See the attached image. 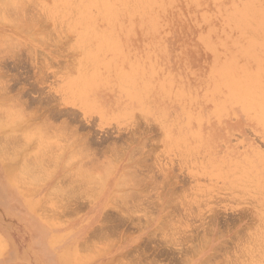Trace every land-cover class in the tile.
<instances>
[{"label": "rangeland", "instance_id": "rangeland-1", "mask_svg": "<svg viewBox=\"0 0 264 264\" xmlns=\"http://www.w3.org/2000/svg\"><path fill=\"white\" fill-rule=\"evenodd\" d=\"M135 1L0 0V264H264V0Z\"/></svg>", "mask_w": 264, "mask_h": 264}, {"label": "bare ground", "instance_id": "bare-ground-1", "mask_svg": "<svg viewBox=\"0 0 264 264\" xmlns=\"http://www.w3.org/2000/svg\"><path fill=\"white\" fill-rule=\"evenodd\" d=\"M132 1V0H131ZM134 1V0H133ZM142 3H144L145 4V2H146V0L143 2V0H140ZM140 2V3H141ZM150 2V1H149ZM148 2V3H149ZM251 0H250V4H251ZM131 3V2H130ZM135 3H137V0L135 1ZM147 3V2H146ZM259 3V2H258ZM126 4V3H125ZM132 5H134V3H131ZM150 4V3H149ZM260 4V3H259ZM136 5V6H135ZM134 5V8H138L139 6H137L138 4H135ZM147 5V4H146ZM253 5H255V4H253ZM252 5V7H254L255 8V6H253ZM148 6V5H147ZM146 6V7H147ZM261 6V5H260ZM144 8H145V6H143ZM143 7H141L140 6V8H141V10H142V8ZM252 7H249L248 6V11H251V10H249V8H252ZM134 8H131V9H134ZM263 8V7H262ZM128 9H129V7H128ZM131 9H129V10H131ZM229 9V8H228ZM253 9V8H252ZM141 10H139L141 13H142V11ZM254 10V9H253ZM145 11H146V9H145ZM256 11H257V9H256ZM255 11V12H256ZM131 12V11H130ZM262 12V11H261ZM261 12L259 11V13H257L256 15L257 16H259V14L261 15ZM264 12V11H263ZM145 13V12H144ZM146 13L148 14V12L146 11ZM150 13V12H149ZM244 14H246L247 15V13H244ZM249 14H251V13H249ZM253 15V14H252ZM249 16V15H248ZM256 16V17H257ZM142 17H144V15L142 16L141 15V19H142ZM152 17H154V16H152ZM155 18V17H154ZM153 18V19H154ZM115 20V19H114ZM155 20V19H154ZM255 22V21H254ZM150 24H152V23H150ZM148 25V24H147ZM20 27V26H19ZM98 27V26H97ZM262 28H263V26H261ZM29 28V27H28ZM253 28V27H252ZM255 29H256V27H254ZM253 28V29H254ZM258 29H259V27H258ZM100 30V29H99ZM250 30L251 29H249L248 31L250 32ZM259 30H261V29H259ZM252 31V30H251ZM257 31V30H256ZM260 33H262V32H260ZM264 36V35H263ZM262 37V36H261ZM263 38V40H264V37H262ZM259 39H261V38H259ZM105 42V41H104ZM106 44V43H105ZM107 49V48H106ZM14 50V49H13ZM34 50V49H33ZM123 51V50H122ZM9 56V55H8ZM11 57V56H10ZM26 57V56H25ZM4 59V58H3ZM235 59V58H234ZM17 60V59H16ZM225 60V59H224ZM151 62V61H150ZM230 62H231V60H230ZM262 63V62H261ZM90 64V63H89ZM89 64H88V66H89ZM112 64V63H111ZM226 65V64H225ZM224 65V66H225ZM262 65V64H261ZM112 66V65H111ZM227 66V65H226ZM135 67H136V65H135ZM85 68V67H84ZM226 68V67H225ZM86 69H87V67H86ZM89 69H91V68H89ZM98 69H99V67H98ZM133 69V68H132ZM97 70V69H96ZM134 70V69H133ZM5 71V70H4ZM86 71V70H85ZM92 71V70H91ZM87 72H89V71H87ZM93 72V71H92ZM128 72H130V71H128ZM127 71L126 72H124V73H126L125 74V77H126V75H127V73H128ZM135 72V71H134ZM138 72V71H137ZM94 73V72H93ZM98 73H99V70H98ZM97 73V74H98ZM136 73V72H135ZM244 73V72H243ZM255 73V72H254ZM90 74V73H89ZM100 74V73H99ZM99 74H98V76H99ZM103 74V73H102ZM238 74H239V72H238ZM93 75V74H92ZM101 75V74H100ZM129 75H131V74H129ZM129 75H127V77L129 76ZM229 75V74H228ZM234 75V74H233ZM132 76V75H131ZM45 77V76H44ZM43 77V78H44ZM95 77H96V75H95ZM95 77H90L89 79H86V81H88L87 82V84L85 85V87H84V90L82 91L83 93H82V95L80 96V97H75L76 96V94H75V96H74V98H73V100H69V99H67V98H69V97H67V98H65V97H63L62 96V98H60V100H62V102L61 101H59V102H61L60 104H62V103H64L65 105H72V106H75V108H78L79 109V111H82V114H83V118H85V120H87L88 122H90V118H91V114H90V111H93V110H97V113L99 112V113H101V109H103V111L105 110L103 107L104 106H107V103L106 104H104V105H99L98 104V100H100V98L99 97H101V95H100V89L98 90V88L100 87V84H98L97 83V81H98V79H97V77L95 78ZM123 77V76H122ZM230 77H234V76H232V75H230ZM39 78H41V77H39ZM42 78V79H43ZM46 78V77H45ZM235 78V77H234ZM27 79V78H26ZM37 79V78H36ZM120 79H121V77H120ZM260 79H261V77H260ZM40 80V79H39ZM46 80V79H45ZM125 81H126V79H124ZM135 80V79H134ZM147 80H149V79H147ZM232 80H234V79H232ZM236 80H237V78H236ZM129 81V80H128ZM128 81H126V85H127V82ZM144 81V80H143ZM231 81V80H230ZM132 82V81H131ZM44 83H45V81H44ZM120 83V82H119ZM147 83H148V81H147ZM232 83H236V81L234 82H232ZM125 84V83H124ZM239 84V83H238ZM237 84V85H238ZM259 84H262V83H259ZM1 85V84H0ZM131 85V84H130ZM237 85H235L234 84V87L235 86H237ZM240 85V84H239ZM63 86V85H62ZM79 86V85H78ZM5 87V86H4ZM103 87V86H102ZM132 87V86H131ZM9 88V87H8ZM54 88V87H53ZM60 90V89H59ZM113 90V89H112ZM5 91V90H4ZM9 91V90H8ZM23 91V90H22ZM42 91V90H41ZM54 91V90H53ZM61 91V90H60ZM24 92V91H23ZM29 92V91H28ZM56 92V91H55ZM59 92V91H58ZM69 92V91H68ZM8 93V92H7ZM20 93L22 94V92L20 91ZM38 93V92H37ZM43 93V92H42ZM70 93V92H69ZM79 93V92H78ZM171 93V92H170ZM92 94L96 97V98H92ZM69 95V94H68ZM25 96V95H24ZM70 96H71V93H70ZM20 97V96H19ZM72 97V96H71ZM109 97V96H108ZM39 99V98H38ZM16 100V99H15ZM23 100V99H22ZM25 100V99H24ZM57 100V99H56ZM120 100V99H119ZM20 102V101H19ZM24 102V101H23ZM22 102V103H23ZM53 102V101H52ZM19 104H21V103H19ZM18 104V105H19ZM46 104V103H45ZM116 104V103H115ZM11 105V104H10ZM17 105V106H18ZM53 105V104H52ZM117 105V104H116ZM20 107H21V105H19ZM103 106V107H102ZM110 106V105H109ZM70 107V106H69ZM108 107V106H107ZM34 108V107H33ZM106 108V107H105ZM17 109V108H16ZM31 109V108H30ZM100 109V110H99ZM9 110V109H8ZM12 110V109H11ZM99 110V111H98ZM7 111V110H6ZM12 111H14V106H13V110ZM16 111V110H15ZM31 111V110H30ZM71 111V110H70ZM9 112H10V110H9ZM16 112H18L19 114H20V116H22L21 115V112H20V108H18V111H16ZM15 112V113H16ZM23 112V111H22ZM72 112H73V110H72ZM77 112V111H76ZM94 112V111H93ZM105 112V111H104ZM4 113H7V112H4ZM24 113V112H23ZM22 113V114H23ZM29 113V112H28ZM61 112L60 111H57V110H53V114H51L52 115V117L55 115L56 117H58V115L60 114ZM78 113V112H77ZM92 113V112H91ZM9 115H7V116H10V113H8ZM18 114V115H19ZM73 114V113H72ZM96 114V113H95ZM102 114V113H101ZM11 115H13V114H11ZM81 115V114H80ZM105 115V114H104ZM31 116V115H30ZM102 116V115H101ZM11 117H13V116H11ZM10 117V118H11ZM16 117V116H15ZM18 117V116H17ZM50 117V116H49ZM60 117V116H59ZM64 117V116H63ZM71 117V116H70ZM72 117H73V115H72ZM71 117V118H72ZM94 117H95V115H94ZM5 118V117H4ZM24 118H25V116H24ZM24 118H23V120H24ZM36 118V117H35ZM62 118V117H61ZM65 118V117H64ZM73 118H76L75 116L73 117ZM73 118H72V121H73ZM78 118V117H77ZM76 118V119H77ZM100 118V117H99ZM12 119V118H11ZM20 119H22V117L20 118ZM50 119V118H49ZM75 119V120H76ZM103 119V118H102ZM4 120V119H3ZM78 120V119H77ZM101 120V119H100ZM45 121H48L47 119H45ZM65 122H63L64 123V125L63 124H61V125H54L52 122H50V121H48V122H45V124H43L44 125V127H45V129L48 131V133H52V134H54V137L56 136V137H59L60 139H63L62 138V136H65L66 137V139L67 140H69V138H71V136L73 137L72 139L74 140V138H75V135H76V132H75V130H74V128H71V124H72V122L70 121V120H64ZM70 122H71V124H70ZM101 122V121H100ZM14 123V122H13ZM115 124V123H114ZM102 125H100V127H101ZM114 126V125H113ZM30 128H31V126H30ZM33 128V127H32ZM71 128V129H70ZM102 128V127H101ZM106 128V127H105ZM40 129V128H39ZM69 129H70V131H69ZM30 130V129H29ZM35 131H36V127H35V129H34ZM50 130H54V131H51V132H49ZM102 130H103V128H102ZM107 130V129H106ZM115 130H116V128H115ZM27 131V130H26ZM72 131V132H71ZM75 132V134H74V132ZM77 131V130H76ZM110 131V130H109ZM114 131V130H113ZM37 132V131H36ZM83 132V131H82ZM81 133V132H80ZM79 133V134H80ZM110 133V132H109ZM109 133H108V135H109ZM31 134V133H30ZM33 134V133H32ZM72 134H74V136L72 135ZM97 134V133H96ZM49 135H51V134H49ZM107 135V134H106ZM23 136H25V134L23 135ZM30 136V135H29ZM103 136V135H102ZM105 136V135H104ZM110 136H111V134H110ZM119 136V135H118ZM33 137V136H32ZM49 137H52L53 138V135L52 136H49ZM84 137V139H83V141H81L82 142V144H83V146H84V148L86 149V153H84L85 154V156L87 157V156H89V146H90V141H91V139H89L90 137H92L91 135L89 136V137H87V138H85V136H83ZM117 137V136H116ZM27 138V137H26ZM101 139V138H100ZM12 140V139H11ZM13 140H15L14 138H13ZM26 140V139H25ZM76 140V139H75ZM82 140V139H81ZM93 140H95L94 138H93ZM180 140H183V139H180ZM199 140V139H198ZM27 141V140H26ZM18 142V141H17ZM74 142V141H73ZM93 142H95V141H93ZM53 143V142H52ZM51 143V144H52ZM75 143V142H74ZM99 144V143H98ZM49 145H50V143H49ZM48 145V146H49ZM53 145H54V143H53ZM52 145V146H53ZM111 145V144H110ZM92 146V145H91ZM51 147V146H50ZM54 147V146H53ZM61 147V146H60ZM71 147V146H70ZM107 147V146H106ZM55 148H56V146H55ZM96 148V147H95ZM51 149V148H50ZM60 149V148H59ZM84 149V150H85ZM93 149V148H92ZM98 149V148H97ZM139 149V148H138ZM20 151V150H19ZM43 151H44V149H43ZM109 151V150H108ZM138 151V150H137ZM44 152H46V151H44ZM99 152V151H98ZM136 152V151H135ZM142 152V151H141ZM141 152H139V153H141ZM20 153V152H19ZM36 154H38L37 152H36ZM49 154V153H48ZM122 154V153H121ZM43 155V154H42ZM50 155V154H49ZM98 155V154H97ZM40 156V155H39ZM92 156H95L93 153H92ZM121 156V155H120ZM40 158V157H39ZM48 157H46V159H47ZM206 158V157H205ZM51 159H52V157H51ZM50 159V160H51ZM96 159L98 160L99 158H97L96 157ZM100 160V159H99ZM54 161V160H53ZM28 162V161H27ZM26 162V163H27ZM91 162L92 163H94V160L93 159H91ZM30 163V162H29ZM29 163H28V165H29ZM31 163H32V161H31ZM53 163V162H52ZM55 163V162H54ZM33 164V163H32ZM34 165V164H33ZM52 165V164H51ZM83 165V164H82ZM95 165V164H94ZM53 166V165H52ZM34 167V166H33ZM80 167V166H79ZM36 168V167H35ZM37 168H38V166H37ZM44 168V167H43ZM46 169V168H45ZM149 170V169H148ZM32 171V170H31ZM36 172V171H35ZM126 172V171H125ZM79 173H81V172H79ZM82 173H85V172H82ZM127 173V172H126ZM71 175H73V174H71ZM79 175V174H78ZM82 175V174H81ZM74 176V175H73ZM73 176H71V177H73ZM103 176V175H102ZM131 177V176H130ZM130 177H127V178H130ZM77 178V177H76ZM82 178V177H81ZM74 179V178H73ZM124 179H126V178H124ZM130 180V179H129ZM75 181V180H74ZM103 181H104V179H103ZM123 181V180H122ZM147 181V180H146ZM72 182V181H71ZM130 182H131V180H130ZM157 182V181H156ZM159 182V181H158ZM157 182V183H158ZM77 183H79V182H77ZM74 184V183H73ZM76 184V183H75ZM80 184V183H79ZM89 184V183H88ZM81 185V184H80ZM79 185V186H80ZM90 185V184H89ZM129 185H131V184H129ZM134 185H136V183H134ZM67 186V185H66ZM83 186V185H82ZM81 186V187H82ZM132 186H133V184H132ZM64 188V187H63ZM83 188H85V185H84V187ZM81 189V188H80ZM77 190V189H76ZM83 190V189H82ZM80 191V190H79ZM77 192V191H76ZM74 194H75V190H74V192H73ZM72 193V194H73ZM69 194V193H68ZM79 194V193H78ZM73 196V195H72ZM77 196V195H76ZM69 197H70V195H69ZM81 198V197H80ZM138 200V199H137ZM75 201H76V199H75ZM138 201H140V200H138ZM142 203V202H141ZM147 203H149V202H147ZM139 204V203H138ZM141 205V204H140ZM136 206V205H135ZM134 206V207H135ZM128 207V206H127ZM133 207V206H132ZM133 207V208H134ZM131 209V208H130ZM138 209V208H137ZM115 216V215H114ZM115 220V219H114ZM106 233V232H105ZM104 235V234H103ZM102 235V236H103ZM4 244H5V242H4ZM240 249V248H239ZM241 251V250H240ZM247 260V259H246Z\"/></svg>", "mask_w": 264, "mask_h": 264}]
</instances>
